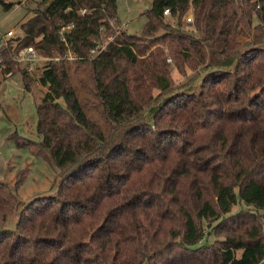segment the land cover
I'll return each instance as SVG.
<instances>
[{"label": "trees", "instance_id": "trees-1", "mask_svg": "<svg viewBox=\"0 0 264 264\" xmlns=\"http://www.w3.org/2000/svg\"><path fill=\"white\" fill-rule=\"evenodd\" d=\"M35 3L16 39L48 58L41 140L13 138L60 181L0 230V264H264V0H152L142 35L120 31L104 50L118 0ZM190 6L196 32L182 26ZM168 57L203 68L197 90L174 86ZM71 60L90 66L104 127L73 86ZM11 68L31 90V74ZM24 177L0 180L2 226ZM212 222L223 238L204 243Z\"/></svg>", "mask_w": 264, "mask_h": 264}, {"label": "rangeland", "instance_id": "rangeland-1", "mask_svg": "<svg viewBox=\"0 0 264 264\" xmlns=\"http://www.w3.org/2000/svg\"><path fill=\"white\" fill-rule=\"evenodd\" d=\"M5 1L15 2V5L7 9L0 3V24L4 28L13 27L18 35H23L21 24L33 14L28 9L35 7L37 5L35 1L37 0H25L24 4H20L19 0ZM117 4L119 19L116 22L111 21L116 32L103 34L99 40L100 46H105V41L109 37L116 38L120 31L141 36L147 21L143 12L151 7L152 0H118ZM190 10L193 14V7L190 6L185 16L189 15ZM185 16L183 20L186 19ZM165 18L167 22L176 24L175 19L170 15ZM123 22H128L127 28L123 27ZM255 23H258L257 19ZM182 26L184 30L196 32L194 24L185 25L183 23ZM97 53L99 52H92V55ZM41 56L42 58L37 63L36 70L30 73L32 77L31 90L25 88L24 77L19 72L7 78L2 77L0 81V150L2 151L0 155V180L14 186L18 178L25 174L22 184L16 189L19 199L18 206L9 222L5 226L0 225V230L2 228L15 229L21 208L38 196L54 193L60 181L58 171L50 162L33 154L26 146L18 147L13 138L14 135H18L19 140L27 144H30L31 141L39 142L41 140V135L37 131V105L49 89L40 80L43 68L47 64V60L42 61V53ZM167 61L170 65V77L174 86L186 88L192 85L195 90L198 89L204 73L201 66L192 68L190 64L182 62V67L178 68L171 57H168ZM67 66L70 67L69 71L73 86L88 116L104 127L105 121L101 115L102 106L93 93L94 80L90 66L74 60L67 61ZM152 92L156 96L160 89L155 88ZM21 137L26 138V142ZM245 208L246 206L240 201L233 207L232 213ZM216 224L217 222H212L209 225L205 224L206 236L203 240L204 243L223 238L221 232L216 234L213 231V226ZM237 255H241L240 250L237 251Z\"/></svg>", "mask_w": 264, "mask_h": 264}, {"label": "built area", "instance_id": "built-area-1", "mask_svg": "<svg viewBox=\"0 0 264 264\" xmlns=\"http://www.w3.org/2000/svg\"><path fill=\"white\" fill-rule=\"evenodd\" d=\"M25 0H20V4H24ZM259 7V5H258ZM86 10H83L82 13H84ZM189 15L185 16L186 24L191 25L194 24V16L190 12H188ZM171 14V11L169 8H166L164 10V15L169 16ZM128 22H123V27L127 28ZM67 28H70L68 26ZM66 28L62 29L61 32H63ZM19 35L16 33L14 28H3L0 24V76L1 78H7L14 74L13 69L11 68V65L13 63L17 64L20 69H24L27 72L31 73L37 68V63L42 58L41 53L33 46L28 45L21 48H17V45L19 43V39H16ZM22 36V35H20ZM115 40L113 37H109L107 41H105V46H100L99 41L98 47L100 50H104L107 48V46L112 43ZM68 58H73V54L71 51L66 55ZM58 59V58H57ZM48 58L43 56L42 61H46ZM1 81V79H0ZM2 154V151L0 150V155Z\"/></svg>", "mask_w": 264, "mask_h": 264}, {"label": "crops", "instance_id": "crops-1", "mask_svg": "<svg viewBox=\"0 0 264 264\" xmlns=\"http://www.w3.org/2000/svg\"><path fill=\"white\" fill-rule=\"evenodd\" d=\"M20 1V0H19ZM4 28V27H3ZM9 28H13V27H9Z\"/></svg>", "mask_w": 264, "mask_h": 264}]
</instances>
